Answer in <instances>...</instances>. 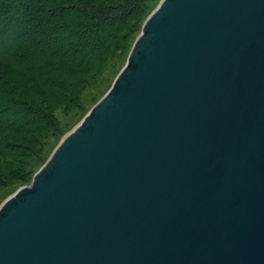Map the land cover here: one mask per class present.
I'll return each mask as SVG.
<instances>
[{
    "label": "water",
    "instance_id": "obj_1",
    "mask_svg": "<svg viewBox=\"0 0 264 264\" xmlns=\"http://www.w3.org/2000/svg\"><path fill=\"white\" fill-rule=\"evenodd\" d=\"M0 264H264V0H160L0 204Z\"/></svg>",
    "mask_w": 264,
    "mask_h": 264
},
{
    "label": "trees",
    "instance_id": "obj_2",
    "mask_svg": "<svg viewBox=\"0 0 264 264\" xmlns=\"http://www.w3.org/2000/svg\"><path fill=\"white\" fill-rule=\"evenodd\" d=\"M159 1L0 0V178L9 153L56 124L49 102L79 95L86 78L72 76L128 50Z\"/></svg>",
    "mask_w": 264,
    "mask_h": 264
},
{
    "label": "rangeland",
    "instance_id": "obj_3",
    "mask_svg": "<svg viewBox=\"0 0 264 264\" xmlns=\"http://www.w3.org/2000/svg\"><path fill=\"white\" fill-rule=\"evenodd\" d=\"M141 31V30H140ZM140 33V32H139ZM138 33V34H139ZM132 36L130 45L137 37ZM134 37V38H133ZM130 47V46H129ZM127 51L121 49L120 52L110 57L105 65H99L96 72L86 75L76 74L74 78H86L85 84L79 90L80 93L73 100L56 99L50 101L51 112H53L57 121L51 125L46 132H42L29 141L23 148H15L14 153L5 157L4 171L10 172L8 176L2 175L0 178V204L5 198L18 186H27L31 183L34 173L43 165L49 155L52 153L63 135L103 96L110 88L115 72L124 65ZM72 69V68H71ZM54 75L59 76V71L69 75L71 70H50ZM24 163L28 168L26 171L31 172L28 177L23 178L16 176V172L23 173L24 170H17ZM9 167L11 169H9ZM24 174V173H23Z\"/></svg>",
    "mask_w": 264,
    "mask_h": 264
}]
</instances>
